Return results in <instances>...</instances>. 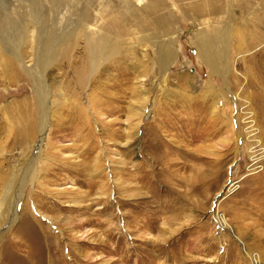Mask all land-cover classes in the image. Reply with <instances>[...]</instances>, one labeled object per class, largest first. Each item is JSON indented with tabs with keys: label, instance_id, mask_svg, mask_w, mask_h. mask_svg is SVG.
<instances>
[{
	"label": "rangeland",
	"instance_id": "1",
	"mask_svg": "<svg viewBox=\"0 0 264 264\" xmlns=\"http://www.w3.org/2000/svg\"><path fill=\"white\" fill-rule=\"evenodd\" d=\"M250 252L264 264V0H0V264Z\"/></svg>",
	"mask_w": 264,
	"mask_h": 264
},
{
	"label": "bare ground",
	"instance_id": "2",
	"mask_svg": "<svg viewBox=\"0 0 264 264\" xmlns=\"http://www.w3.org/2000/svg\"><path fill=\"white\" fill-rule=\"evenodd\" d=\"M96 45H99L100 47H102V41H100V43L96 44ZM198 45V44H197ZM211 46H212V43L208 42V40H205V41H202L199 43L198 45V48H197V52L200 54V56H202L204 58V60L207 62V64L209 65V68L213 71H217L219 70V65L217 64V60L215 59V52L213 53L211 51ZM168 56H170V54H168ZM39 58L41 59L40 61V66H43L42 63H43V58L44 56L41 54V52L39 53ZM38 64V65H39ZM35 70V69H34ZM39 70V71H38ZM43 71V68H37L36 69V72H41L42 73ZM35 72V71H34ZM32 73V72H31ZM35 74V73H34ZM33 74V75H34ZM36 84H37V90H38V94H39V97H45V99L47 100V96H46V91L44 90L43 88V85L40 84L38 78H36ZM48 93V92H47ZM43 132H45V129L43 128ZM42 132V133H43ZM43 135H46V132ZM32 169H33V166H31L27 171H26V180L28 181L30 176H31V172H32ZM19 204V203H18ZM219 225H221V227H223V225L221 224V222H219ZM259 259V258H258ZM260 263L263 264L261 262V259H259Z\"/></svg>",
	"mask_w": 264,
	"mask_h": 264
},
{
	"label": "built area",
	"instance_id": "3",
	"mask_svg": "<svg viewBox=\"0 0 264 264\" xmlns=\"http://www.w3.org/2000/svg\"><path fill=\"white\" fill-rule=\"evenodd\" d=\"M249 260L251 264H261L259 261V254L257 252H250L248 253Z\"/></svg>",
	"mask_w": 264,
	"mask_h": 264
}]
</instances>
